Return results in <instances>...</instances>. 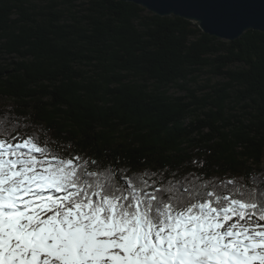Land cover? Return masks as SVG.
Segmentation results:
<instances>
[{"label": "trees", "instance_id": "trees-1", "mask_svg": "<svg viewBox=\"0 0 264 264\" xmlns=\"http://www.w3.org/2000/svg\"><path fill=\"white\" fill-rule=\"evenodd\" d=\"M203 72L223 82L201 84ZM7 105L41 140L48 130L97 158L199 156L209 175H243L264 168V33L222 41L117 0H0Z\"/></svg>", "mask_w": 264, "mask_h": 264}, {"label": "snow or ice", "instance_id": "snow-or-ice-1", "mask_svg": "<svg viewBox=\"0 0 264 264\" xmlns=\"http://www.w3.org/2000/svg\"><path fill=\"white\" fill-rule=\"evenodd\" d=\"M34 124L0 110V264H264V168L97 158Z\"/></svg>", "mask_w": 264, "mask_h": 264}, {"label": "water", "instance_id": "water-1", "mask_svg": "<svg viewBox=\"0 0 264 264\" xmlns=\"http://www.w3.org/2000/svg\"><path fill=\"white\" fill-rule=\"evenodd\" d=\"M159 17H179L211 37L235 41L246 31L264 33V0H117ZM243 8V15L238 9Z\"/></svg>", "mask_w": 264, "mask_h": 264}, {"label": "rangeland", "instance_id": "rangeland-1", "mask_svg": "<svg viewBox=\"0 0 264 264\" xmlns=\"http://www.w3.org/2000/svg\"><path fill=\"white\" fill-rule=\"evenodd\" d=\"M26 2H28L29 4H32V5H40L41 4V0H26ZM235 66L232 67V69L234 68ZM201 84L205 83L208 79H211V83H217V82H223V80L221 78H217V77H212L211 75H209L208 73L206 72H203L201 74ZM171 93L174 94V95H181L183 93L175 90V89H172L171 90Z\"/></svg>", "mask_w": 264, "mask_h": 264}]
</instances>
